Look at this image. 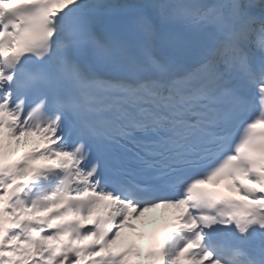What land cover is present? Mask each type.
<instances>
[{
  "label": "snow or ice",
  "instance_id": "snow-or-ice-1",
  "mask_svg": "<svg viewBox=\"0 0 264 264\" xmlns=\"http://www.w3.org/2000/svg\"><path fill=\"white\" fill-rule=\"evenodd\" d=\"M182 261L264 264V0H0V264Z\"/></svg>",
  "mask_w": 264,
  "mask_h": 264
},
{
  "label": "bare ground",
  "instance_id": "bare-ground-1",
  "mask_svg": "<svg viewBox=\"0 0 264 264\" xmlns=\"http://www.w3.org/2000/svg\"><path fill=\"white\" fill-rule=\"evenodd\" d=\"M36 143L34 142H30L29 145L27 147H31L32 145H34ZM42 144H39L38 146H41ZM23 148V147H22ZM25 149V148H24ZM158 213L157 212H153V213H148L146 214L147 220L146 222L150 221L153 217H155ZM170 214V213H169ZM168 214V215H169ZM134 223H137V225H141V223L139 221H134Z\"/></svg>",
  "mask_w": 264,
  "mask_h": 264
}]
</instances>
